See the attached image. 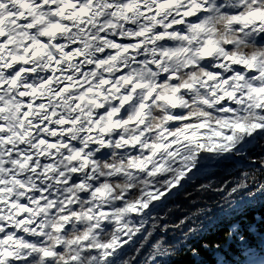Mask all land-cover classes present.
Returning <instances> with one entry per match:
<instances>
[{
  "label": "bare ground",
  "instance_id": "obj_1",
  "mask_svg": "<svg viewBox=\"0 0 264 264\" xmlns=\"http://www.w3.org/2000/svg\"><path fill=\"white\" fill-rule=\"evenodd\" d=\"M236 1L0 0V147L11 163L0 181V264H21L29 255L30 243L39 235L53 201L46 197L48 186H63L64 176L83 175L86 184L92 177L87 155L71 149V158L64 157L57 150L62 142L58 130H52L49 137L56 143L51 140L53 146L48 147L36 137V128L63 129L75 121L81 146L108 148L117 131L118 113L137 100L144 107L150 96L140 82L141 72L148 69L139 62L162 61L156 72L166 74L187 62L220 61L217 49L206 43L204 18L215 6ZM244 24L264 36L263 18ZM123 44L135 49L133 56L122 55ZM39 57L45 64L33 66ZM25 62L35 71L22 68ZM233 64L254 67L247 61ZM131 68V79L120 83ZM246 81L238 75L235 81L205 85L217 89ZM220 102L246 106L231 92L223 93ZM255 105L264 107V95ZM8 106L21 123L18 139L7 123ZM105 119L108 124L103 126L99 121ZM204 136L217 138L211 132ZM189 142L186 138L172 143L179 148L182 144L187 152L194 147ZM169 146L161 147L162 154ZM199 147L203 152L183 156L188 173L197 161L232 152L217 141Z\"/></svg>",
  "mask_w": 264,
  "mask_h": 264
},
{
  "label": "rangeland",
  "instance_id": "obj_2",
  "mask_svg": "<svg viewBox=\"0 0 264 264\" xmlns=\"http://www.w3.org/2000/svg\"><path fill=\"white\" fill-rule=\"evenodd\" d=\"M247 1L252 0H237L231 6L223 4L215 6L204 18L206 43L217 49L221 55L220 61L209 63L187 62L180 64L178 68H174L169 73L166 72V74H157L158 70L164 65L158 59L155 60L158 61L157 63H154L151 59L139 62L140 66L148 69L141 72L140 82L148 89L150 96L144 103V107L137 100L127 104L123 112L118 113L116 117L118 121L115 127L117 131L108 140V148L98 149L97 146H81L76 141L80 137L75 132L76 126L73 123L75 121L65 125L63 129L56 128L55 125L36 128V137L42 138L41 142H44L48 147L56 143L54 139L49 137L53 134L52 130H58L62 142L57 150L62 152L64 157L71 158L68 153V150L71 149H76L84 156L87 155L90 166L89 171L92 177L89 183L86 184L83 175L74 174L68 178L64 176L61 180L64 183L63 186L55 183L52 186H48L46 197L52 198L51 207L48 208L49 212L43 218V226L39 235L30 243L31 245L28 248L29 255L21 264H26L34 256V242L42 239L46 233L51 221L49 217L54 212V206L61 199L71 198L73 193L88 201L93 213L88 214L84 223L79 219H76V221L65 219L63 227L65 230H69L67 231L68 233L72 231L69 227H73V222H78L77 225L80 224V228L86 230L82 237V242H86V240L88 242L89 237L98 239L99 228L113 226L112 239L115 244L111 245V247L107 243L102 246L107 253L101 258L100 262L106 263L109 258L116 255L118 249L127 240L128 229L123 224H119L120 219L125 220L131 226L134 225V227L139 228L143 224L144 214L154 204L161 201L165 196L174 194V190L177 187L183 186L195 174L206 170L210 166H215L219 161L228 159L233 160L236 165L235 157H239L241 151L252 146L255 139L264 131V107L255 105L258 103V98L264 95V59L241 55L234 47H227L229 39L224 40L225 37L223 36L225 33L228 35L230 32L238 31L251 36L254 42L256 41L257 44H263L262 46H264V36L258 35L244 24L257 18L264 19V8L255 3L254 8L250 9L247 6ZM218 12H226L232 15V18L226 24L228 25L227 32L222 35L220 30L215 29L214 31L210 26L212 16ZM226 25H222L220 28L224 30ZM220 39H222V43ZM127 46L123 44L119 51L123 56L129 58L136 51H133L135 49L132 47ZM245 61L254 67L233 64L234 62ZM43 64H45L44 60L39 57V60L33 66L40 67ZM109 64L112 63L109 62ZM22 68L30 72L35 71L32 65L26 62L22 65ZM197 68L200 71L196 75L191 74V76L183 77L180 72L181 69L187 71L193 69V71L197 72ZM133 70L134 68H131L125 72V75L120 78V83L124 84L125 81L130 80ZM238 75L247 80L246 84L235 83L229 87L226 85L224 88L217 89L205 85L208 82L224 84L229 81H235V77ZM229 88L231 89L229 90ZM112 92L114 94L118 90L115 89ZM225 92H231L235 100L243 101L246 106L230 105L227 102L221 103L220 98ZM5 108L7 109V123H9L11 133L14 134V138L18 139L20 137L18 129L21 124L18 115L11 113L9 106ZM99 122L103 126L108 124L106 119ZM204 132H211L217 138L212 140L211 137L204 136ZM237 135L240 136L237 138L238 140L235 139ZM186 138L189 139L190 145L194 146L192 147L193 149L189 148V146L187 152L185 147H182V144L179 148L178 145H173L172 143L175 140L183 141ZM231 138H234L236 142H229L228 140H231ZM51 140L53 144L50 143ZM216 141L232 148V152L208 157L206 160L200 161V163H197L198 161L194 162L197 166L188 173L186 164L183 163V156L191 157L197 152H203V148L199 147V145L211 142L215 144ZM166 144L170 145V150H166L162 154L161 147ZM117 153L125 157L126 164L104 170L101 160H110ZM170 155L174 156L172 160L169 158ZM239 158L244 162L256 163L255 161L251 162V160ZM5 159L0 147V181L7 176V174H5L6 176L4 175L3 171L7 170L6 168L11 164L8 159H6L8 160L6 163H3L2 161ZM29 160L26 159L25 162L30 163ZM171 171L175 173L174 179L169 181V186L163 191L145 187L141 189L138 198H135L134 194L131 193L129 195L116 193L113 182L117 183L116 181L123 180L129 173L141 179L150 178L151 176L162 177L171 173ZM65 177L67 178L66 180H64ZM22 185L21 188L23 187ZM45 202L43 200L41 205ZM140 209L143 210L138 212ZM60 246L67 247L64 235L59 238L55 248L52 247L50 251L45 253L54 255L58 252Z\"/></svg>",
  "mask_w": 264,
  "mask_h": 264
},
{
  "label": "trees",
  "instance_id": "obj_3",
  "mask_svg": "<svg viewBox=\"0 0 264 264\" xmlns=\"http://www.w3.org/2000/svg\"><path fill=\"white\" fill-rule=\"evenodd\" d=\"M247 2L250 9L255 3L264 8V0ZM230 18L232 15L226 12L215 13L210 26L222 35ZM222 25H226L224 30ZM223 36L229 39L227 47H234L241 55L264 59V46L251 36L238 31ZM197 69L180 72L186 77L196 75L200 71ZM239 157L258 164L243 169L231 159L219 161L154 204L144 214L141 227L120 219L119 224L128 229L127 240L106 263L100 262L107 253L102 246L115 244L113 226L99 228L98 239L89 237L88 242H82L86 230L73 222L69 227L72 231L67 233L65 219L84 223L93 210L76 193L61 199L49 217L46 233L34 242V256L26 264H264V131ZM101 163L107 170L125 165L126 159L117 153ZM131 174L113 182L116 193H131L138 198L145 187L163 191L175 176L174 171L141 179ZM62 235L67 247L60 246L54 255L46 254Z\"/></svg>",
  "mask_w": 264,
  "mask_h": 264
},
{
  "label": "water",
  "instance_id": "obj_4",
  "mask_svg": "<svg viewBox=\"0 0 264 264\" xmlns=\"http://www.w3.org/2000/svg\"><path fill=\"white\" fill-rule=\"evenodd\" d=\"M260 46H262L263 44H258ZM233 157H235L233 155ZM235 161H236V166L238 168H243V169H248L250 168V166H254L256 163H248V162H244V161H241V159L239 157H235Z\"/></svg>",
  "mask_w": 264,
  "mask_h": 264
}]
</instances>
